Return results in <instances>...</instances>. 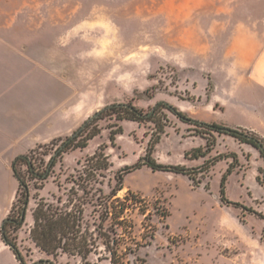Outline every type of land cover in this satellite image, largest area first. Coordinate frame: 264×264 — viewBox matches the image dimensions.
Instances as JSON below:
<instances>
[{
    "label": "rangeland",
    "instance_id": "obj_1",
    "mask_svg": "<svg viewBox=\"0 0 264 264\" xmlns=\"http://www.w3.org/2000/svg\"><path fill=\"white\" fill-rule=\"evenodd\" d=\"M22 62L29 64L21 67ZM1 63L7 69L12 63L15 73L28 77L43 65L60 73L71 82L78 106L90 108L89 117L111 103H132L147 113L165 101L193 119L264 137V0H0ZM156 111L152 120L105 115L93 122L91 129L100 133L88 146L65 153L43 189L32 187L19 244L33 247L28 235L39 194L52 202L59 196L65 200L72 186L77 189L73 179L89 155L98 150L108 155L111 165L93 185L109 194L118 174L153 147L158 162L185 165L195 180L146 165L123 173L117 196L132 193L125 215L134 224L122 246L124 252L131 247L125 258L139 256L148 264H264L261 156L229 135L200 134L201 127L165 106ZM120 127L112 141V131ZM208 138L215 140L210 150ZM60 143H48L39 152L50 153ZM197 148L205 156L195 158L191 153ZM231 163L227 203L220 189ZM16 185L11 169L2 167L0 227ZM100 213L91 205L86 209L93 229ZM98 247L89 260L109 264L98 258L106 255L102 242ZM40 256L34 252V258ZM58 261L84 264L80 256L67 254ZM0 264H19L1 236Z\"/></svg>",
    "mask_w": 264,
    "mask_h": 264
},
{
    "label": "trees",
    "instance_id": "obj_2",
    "mask_svg": "<svg viewBox=\"0 0 264 264\" xmlns=\"http://www.w3.org/2000/svg\"><path fill=\"white\" fill-rule=\"evenodd\" d=\"M158 106H165L181 120L201 127L200 134L209 132L211 135L214 132L226 134L241 144L253 146L259 151L264 161V137L255 130L231 127L221 123L202 122L191 118L165 101H160L153 111L147 113L132 103H111L102 108L100 114L92 118L75 136L70 135L65 139L59 137L50 141L49 143L53 144L61 141L50 153L39 152L40 149L48 145L45 143L39 144L30 152L20 154L14 159L12 167L15 177L18 179L19 188L12 208L2 223L0 234L1 240L10 248L19 264H61L58 257L63 254L80 256L84 264H96L91 262L89 257L92 253L97 252L100 242L104 245L106 255L98 257L99 260H108L109 264H148L139 256H136L133 261L126 259V253H129L127 250H131V247H125L126 252L122 251V246L126 241L125 235L130 233L134 227L132 220L125 215L132 193L129 192L124 198L117 196L118 192L123 189V173L131 172L146 165L153 170L185 174L195 180L185 165L158 162L152 156L151 148L153 147L148 150L142 161L118 174V185L109 194H105L102 188L93 185L101 183L100 176H104L103 172L109 169L111 163L108 155L99 150L89 155L85 159L83 172L77 179H73L74 184L78 185L77 189L72 186V192L67 194L65 200L61 196L57 197L56 202H52L40 194L37 197V203L31 209L33 221L29 227L28 235L33 247H22L18 242L17 234L26 225L27 212L30 210L29 205L33 197L31 194L32 187L43 189L45 183L53 175L56 164L65 153L88 146L89 141L100 133L98 127L91 129L93 122L104 118L105 115L115 116L117 120H152L157 114ZM120 132H122L121 127L117 131H112L111 140L114 141L115 135ZM156 140L158 141L159 138ZM214 142V139L210 141L208 138L207 150L212 149ZM38 154L42 156L39 157ZM191 154L198 158L205 156L206 153L201 148H197ZM45 156H49V159L46 160ZM79 163L81 162L79 161ZM20 167L25 168L24 172ZM232 170L233 163L223 174L221 182V199L227 203L230 201L226 199L225 182ZM259 173L257 181L264 187V166L259 168ZM34 198L37 199L36 196ZM234 204L241 205L239 202ZM89 205L97 211L102 210L99 215V223L94 222L96 224L94 229L86 218V209ZM245 208L247 207L245 206ZM109 220L111 221L110 225L106 228L105 223ZM119 228L124 230V233L118 232ZM35 251H38L41 256L34 258Z\"/></svg>",
    "mask_w": 264,
    "mask_h": 264
},
{
    "label": "crops",
    "instance_id": "obj_3",
    "mask_svg": "<svg viewBox=\"0 0 264 264\" xmlns=\"http://www.w3.org/2000/svg\"><path fill=\"white\" fill-rule=\"evenodd\" d=\"M12 56L6 57L7 60ZM28 64L22 62L18 65L27 67ZM9 65L10 69H7L4 63L0 64V170L2 167L11 169L17 185L4 219L19 188L12 167L16 156L30 152L39 144L70 135L90 115L89 107L78 106L71 82H66L60 73L45 70L43 65L40 73L28 77L24 73H15L12 63ZM243 145L259 154L253 146Z\"/></svg>",
    "mask_w": 264,
    "mask_h": 264
},
{
    "label": "water",
    "instance_id": "obj_4",
    "mask_svg": "<svg viewBox=\"0 0 264 264\" xmlns=\"http://www.w3.org/2000/svg\"><path fill=\"white\" fill-rule=\"evenodd\" d=\"M100 111H101V109L98 110L94 115L89 117L72 135L75 136L76 134H78L92 118H94L100 114Z\"/></svg>",
    "mask_w": 264,
    "mask_h": 264
}]
</instances>
